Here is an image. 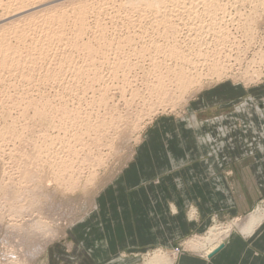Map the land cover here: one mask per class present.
I'll return each instance as SVG.
<instances>
[{
  "label": "rangeland",
  "instance_id": "rangeland-1",
  "mask_svg": "<svg viewBox=\"0 0 264 264\" xmlns=\"http://www.w3.org/2000/svg\"><path fill=\"white\" fill-rule=\"evenodd\" d=\"M39 1L0 0V29L47 10L67 17L73 6L100 0ZM178 1L182 4L172 6L168 16L174 32L148 14L141 18L135 9L109 0L103 11L89 10L91 29L81 37L100 53L87 55L63 40L49 49L47 59L32 64L37 66L28 70L27 79L19 71L11 76L0 72V264H68L64 255L76 243L69 227L95 209L97 196L133 161L156 120L186 116L203 90L220 82L243 90L232 102V112L264 104V99L250 97L252 89L264 84V0H219L225 12L217 15L215 27L208 26L202 0ZM17 5L22 8L13 13L24 12L2 20ZM95 21L105 25L98 40L92 37L98 31ZM63 56L69 57L68 67L54 70ZM184 75L188 81L183 83L179 78ZM199 109L197 113H207V105ZM190 210L188 204L185 212ZM253 211L264 214V200L244 217L213 215L205 231L190 233L182 239L188 237L184 246L172 251L184 248L209 256L215 249L199 251L186 241L193 243L211 226L233 224ZM33 235L42 250L28 255L26 238ZM155 250L159 248L131 252L130 262L140 264Z\"/></svg>",
  "mask_w": 264,
  "mask_h": 264
},
{
  "label": "crops",
  "instance_id": "crops-1",
  "mask_svg": "<svg viewBox=\"0 0 264 264\" xmlns=\"http://www.w3.org/2000/svg\"><path fill=\"white\" fill-rule=\"evenodd\" d=\"M243 93L220 82L199 93L186 116L157 119L95 209L69 227L76 243L68 264H132L131 252L175 250L213 215L244 217L264 200V104L230 111ZM251 96L262 101L264 84ZM205 105L207 113H197ZM251 233L209 256L182 248L172 264H264V221Z\"/></svg>",
  "mask_w": 264,
  "mask_h": 264
},
{
  "label": "bare ground",
  "instance_id": "bare-ground-1",
  "mask_svg": "<svg viewBox=\"0 0 264 264\" xmlns=\"http://www.w3.org/2000/svg\"><path fill=\"white\" fill-rule=\"evenodd\" d=\"M112 1L115 2L117 0H112ZM119 1H120L119 4H121L119 5L120 8H123L126 10L135 9L139 17L141 18H145L146 17L145 14H148L151 16V18L152 17L153 19L155 18V22L165 24V28L168 27V29L166 30H169L171 32H174L176 30L175 25L173 23H170L171 20H169L170 18L168 16H170L169 11L171 10V7L178 5V2H179L178 0H119ZM98 2L99 3H96V4L79 3L73 6V10H71L72 14L71 15L67 14V17H65L66 13L59 14V13L52 12V11L50 12L49 10H47L43 12V14L41 13L40 15L36 17L27 19L25 23L11 25V26H15L13 28H8V30H3L4 28L0 29V72H3V74L6 73L7 74L6 76L8 75L11 76L12 72L19 71L20 77L27 79L28 73H29L28 70H31L32 67L35 70L37 66V65L32 66V64H36L40 60L47 59L49 57V49L54 44L56 45V43H59L63 40H67L78 51H81V52L86 51L87 55L90 53L94 55L100 53V51L97 50V47H93L92 44L94 43H85L81 41L82 40L81 37H83L84 34H87L88 30L91 29L90 28L91 26H89L86 21V17L89 13V10H92L94 13H99L104 10L103 4L109 3V0H100ZM201 2L206 4L207 13L210 16V23L208 24V26L215 27L216 24L219 25V23L216 20L218 18L216 17L217 15H219L220 12L222 16L224 15L225 11L222 10L223 9L222 6L224 7V3L222 4L219 0H202ZM179 4L181 5L182 3L179 2ZM21 5L15 6V8H12L11 11H7L2 16L3 17L2 20H5L7 18L13 17L17 14L24 12V11H19V12L13 13V11L20 10L22 8ZM69 24L71 26H68ZM94 27L98 29V31H96V34L92 37H97L96 40H98L99 37H104L105 34L103 35L102 32H104L105 30V25L102 24L100 21H95ZM68 29H70V32ZM67 32L72 34L73 38L70 41L68 37H66ZM10 37L15 41V44L10 43V39H9ZM96 46H97V43H96ZM170 49L171 51L175 50L174 47H171ZM156 51L161 52L162 49L156 47ZM68 58L69 57L63 56L61 59H59L54 70H61L63 67H68L67 65V62L69 61ZM176 72H180V71H176ZM185 77H188V76L184 75V77H180L179 79L183 80V83L187 82L188 80ZM4 80L7 82V81H10V78L5 77ZM86 159H89V157L87 156ZM61 165L63 164L61 163ZM66 167H68L67 164H66ZM263 217H264V214H262L261 212L253 211L249 215H247L245 218L237 220L233 224H226L224 226L213 225L208 229L207 233H205V235L202 238L195 237L197 240L193 239L194 240L193 243H191V240L186 241V244H194L196 250H199V251H202L207 248L209 249V251L214 250V249L216 250L218 247L225 244L229 238L234 237L235 235H241V236L246 237L252 234L251 232L263 220ZM22 225H24V223ZM15 227H19V226H15ZM40 227H42V225H40ZM25 231L33 232L36 230L35 229L30 230L28 228ZM37 237L38 235H33L30 238H26V240L28 241V246H27V252L29 251L28 255H32L35 252L39 253L40 250H42V248L40 247L41 243L39 242V238ZM6 242L8 243V241ZM145 256L147 257H144L143 262L140 264H172L174 262L176 254H175V251H172V250L166 251V252H162L161 250H155L153 254H149V255L147 254Z\"/></svg>",
  "mask_w": 264,
  "mask_h": 264
}]
</instances>
